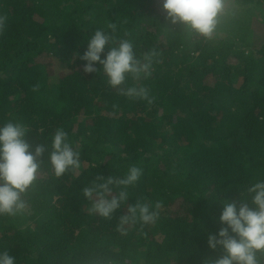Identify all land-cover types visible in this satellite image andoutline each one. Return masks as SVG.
Here are the masks:
<instances>
[{"label": "trees", "instance_id": "obj_1", "mask_svg": "<svg viewBox=\"0 0 264 264\" xmlns=\"http://www.w3.org/2000/svg\"><path fill=\"white\" fill-rule=\"evenodd\" d=\"M162 2L0 0V124L27 125L33 147L62 128L81 153L57 178L46 151L24 213L0 216V251L16 264H202L216 255L206 236L219 201L264 179V0H231L208 40L170 24ZM109 22L138 57L158 53L147 79L125 84L151 103L83 72L87 37ZM131 166L142 174L126 204L110 219L90 213L82 189ZM137 201L159 204V219L121 234Z\"/></svg>", "mask_w": 264, "mask_h": 264}, {"label": "clouds", "instance_id": "obj_2", "mask_svg": "<svg viewBox=\"0 0 264 264\" xmlns=\"http://www.w3.org/2000/svg\"><path fill=\"white\" fill-rule=\"evenodd\" d=\"M162 9L170 24L181 25L205 40L215 35L221 17L229 12L225 0H163ZM117 33L118 25L109 22L89 34L86 48L79 55L83 72H103L109 87L151 103L147 88L125 84L129 76L137 81L147 79L158 53L152 50L138 57L131 40ZM28 130L27 125L18 121L0 124V216L24 213L27 207L24 196L37 179L46 151L48 164L57 178L81 168V153L62 128L56 129L50 145L35 147L26 139ZM141 174L139 167L131 166L123 177L97 176L90 186L82 189L83 197L91 201L90 213L110 219L126 204L128 189L138 182ZM219 204L216 222L220 227L206 236V248L216 255L204 258L202 264H264V179L250 182L238 201L223 199ZM159 207L139 201L128 204L127 214L116 225L117 231L126 234V226L155 224ZM0 264H16L15 257L8 251H0Z\"/></svg>", "mask_w": 264, "mask_h": 264}, {"label": "rangeland", "instance_id": "obj_3", "mask_svg": "<svg viewBox=\"0 0 264 264\" xmlns=\"http://www.w3.org/2000/svg\"><path fill=\"white\" fill-rule=\"evenodd\" d=\"M225 3H226V7L230 10H234L235 9V5L234 3L231 2V0H225ZM161 9H162V6H161ZM236 12V11H235ZM229 13V12H228ZM254 15H255V18H257L258 20V17H259V14L258 12H254ZM258 16V17H257ZM235 13H234V18H235ZM256 21V20H255Z\"/></svg>", "mask_w": 264, "mask_h": 264}]
</instances>
